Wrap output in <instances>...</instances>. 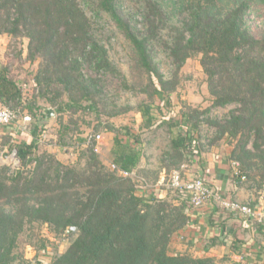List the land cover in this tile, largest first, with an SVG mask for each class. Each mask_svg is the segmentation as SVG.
Listing matches in <instances>:
<instances>
[{
	"label": "trees",
	"instance_id": "1",
	"mask_svg": "<svg viewBox=\"0 0 264 264\" xmlns=\"http://www.w3.org/2000/svg\"><path fill=\"white\" fill-rule=\"evenodd\" d=\"M259 4L264 0H0V34L26 40V60L38 61L36 72L29 74L34 90L53 96L59 145L70 144L79 127L75 115L80 110L100 117L101 106L107 109L110 78H118L126 87L129 83L102 38L97 17L111 20L124 35L133 65L147 76L145 91L152 98L138 108L143 115L138 129L109 123L105 128L115 132L117 156L112 164L135 171L142 181L108 167L93 146H87L82 166L39 149L50 108L37 114L22 94L26 78L19 83L6 65H0V99L37 114L27 133L16 135L10 131L13 123L0 124V139L11 142L8 152L17 149L22 162L15 170L0 165V264L17 258L15 246L27 225L42 224L64 234L68 247L45 261L40 259V264H214L210 256L171 254V236L188 220L189 199L183 189L172 187L169 192L186 196V201L176 203L169 197L142 193L140 185L155 183L157 176L151 178L140 170L144 150L140 133L162 124L153 113L154 104L159 110L180 104L172 99L179 70L188 59L199 57L208 77L211 107H236L213 116L211 107L183 106L179 120H162L179 130L173 132L161 163L180 168L195 156L204 144L192 132L205 122L215 131L210 144L227 136L234 146L231 158L239 163L245 180L262 188L264 35L255 34L246 19ZM160 50L175 66L171 77L160 68ZM89 66L93 73L88 72ZM129 110L104 113L114 117Z\"/></svg>",
	"mask_w": 264,
	"mask_h": 264
},
{
	"label": "rangeland",
	"instance_id": "2",
	"mask_svg": "<svg viewBox=\"0 0 264 264\" xmlns=\"http://www.w3.org/2000/svg\"><path fill=\"white\" fill-rule=\"evenodd\" d=\"M246 19L248 25L255 34L258 36L264 35V4L255 6L246 16ZM95 20L98 22V26L102 30V38L109 46L113 59L118 68L127 76L129 83L126 87L120 82V80H118V78H110L108 81L109 99L107 102V109L105 110L101 106L100 109L103 113L100 112V117L96 112L80 110V112L75 115V118L78 120V130L74 132L70 144L66 147L59 145L57 142V129L60 125L56 119L57 114L54 108L56 106L52 105L50 102V98L53 96L49 95L45 97L38 89L34 90L35 84L29 74L36 72L38 61L31 64L26 60V40L23 38L15 39L10 38L9 36H4L5 47H2V49H4L3 53L6 54L5 65L8 67V74L13 78H16L19 83H21L20 79L23 78H26L28 81L26 85L21 84L23 89L22 94L28 103L34 105V111L37 114H40L46 112L47 108H50V110L53 109L55 112L54 116L49 118L50 120L42 133V135H46V137L43 141L39 140L38 142V145L40 146L39 149L53 152L57 157H60V159H63L68 164L82 166L85 165L86 162L84 152L86 151L87 146H93L108 167H111L112 162H114L115 157L117 156L113 150L115 146V132L105 128H107L109 123L115 128H124L127 126L138 129L143 120V115L138 108L141 106V103L151 102L152 98L145 91V88L149 84L147 76L136 65H133V52L131 51V47L124 35L119 33L116 25L111 20L99 17ZM2 35L4 34L2 33ZM21 49H23V53L19 55ZM157 57L160 61V68L163 73L169 77L174 75L175 66L170 63L166 52L160 50V52L157 53ZM87 70L88 72L93 73L90 66L87 67ZM207 78V74L203 70L199 57H192L183 64L178 73V90L173 93L175 101L178 100L180 104L175 106V109L172 112L175 115L174 117L169 116L170 119L176 121L175 116L181 113L183 106H189L201 110L212 106L213 99L210 94ZM64 98L66 99L67 97L64 96ZM3 106L10 105H7V103L0 99V107ZM11 107L18 111L19 122L16 123L17 126H20L25 114H30L32 116V122L36 120L35 118L37 117V114L31 113L28 109H23L20 106L15 107L14 105ZM125 107H130L131 110L114 117H109L104 113L105 111L119 112ZM152 107L153 113L157 115L156 117L158 118H161V116H159L160 114H169L171 111L170 105L164 106L163 110H159L158 105L156 104ZM234 107H236L235 104H231L227 107H211L210 111L213 116H223ZM100 121H102V124H99ZM158 122L162 124L156 128L141 130L140 133L141 145H143L144 149L142 151V157L144 156L146 159H150L156 164L161 157L164 156L165 151L169 149L173 132L179 130L176 126L172 127L174 129L169 128V126L166 125V122ZM17 128L18 127L13 125L10 128V131L16 134ZM18 131L27 133V131ZM99 132L103 134L101 142H87V137L89 135ZM192 134L195 138L198 137L200 144H204L205 147L211 145L210 143L215 138L214 128L207 125L205 122H202L199 129L193 131ZM4 141V138L0 139V146H2L0 149V165H8L11 170H15L14 160L11 158L10 152H8V144L10 141L8 143H4ZM217 142L219 143L220 141ZM96 147L98 150H96ZM2 153L3 156H1ZM169 175L170 173H168L166 177ZM44 242L47 244L45 248L42 247ZM67 247V237L61 233H53L47 224L27 225L18 237L15 246V255L17 258H15L11 264H40V259L45 261V259H49L50 256L65 251ZM177 247L175 244L170 245L171 254L182 252ZM45 253L47 254L45 255ZM213 259L214 264H223L220 261L218 262L217 258L213 257Z\"/></svg>",
	"mask_w": 264,
	"mask_h": 264
},
{
	"label": "crops",
	"instance_id": "3",
	"mask_svg": "<svg viewBox=\"0 0 264 264\" xmlns=\"http://www.w3.org/2000/svg\"><path fill=\"white\" fill-rule=\"evenodd\" d=\"M4 36L8 35L0 34V65L6 64V54L2 49L5 47ZM172 99L175 100L173 95ZM175 106L177 105H170L169 114H160L158 121L170 118L169 116L174 117L172 112ZM180 116L179 113L175 117L179 120ZM233 147L226 136L218 144L202 147L188 162L181 164L180 168L186 178L203 176L215 191V195L201 207H193L188 203V220L173 235L171 245H178L180 251L197 257L217 258L223 264H264V217L230 211L221 202L222 199L235 200L254 207L264 215V185L256 189L245 179L238 181L234 177L231 158ZM139 167L151 178L157 176L155 183H147L146 187L141 188L145 197L157 195L160 198L169 197L176 203L186 201L184 195L173 196L169 192V185L164 183L166 175L174 167L163 166L161 160L157 164L153 163L144 156Z\"/></svg>",
	"mask_w": 264,
	"mask_h": 264
},
{
	"label": "built area",
	"instance_id": "4",
	"mask_svg": "<svg viewBox=\"0 0 264 264\" xmlns=\"http://www.w3.org/2000/svg\"><path fill=\"white\" fill-rule=\"evenodd\" d=\"M32 120L33 118L30 114H25L23 116V121L20 123V126H17L16 123L19 122L18 121V111L13 109L11 106L0 107V124L9 125L13 123V125L18 127L16 131V135L19 133L18 130L29 132V125L31 124ZM45 137L46 135H43V138ZM102 139H103L102 133L100 132L92 133L91 135L87 137V142L88 143H95V142L99 143L102 141ZM96 150H98L97 147H96ZM10 154H11V158L14 160V169L20 167L22 162H21L20 157L17 154V149H14ZM1 156H3V153L1 154ZM111 166L113 169H117L118 173L122 176L139 178L142 181L144 180L142 179V177H138L135 171L121 169L115 163H113ZM233 167H234L233 174L236 176H240L242 179H245V176L240 170L239 163L237 161H233ZM169 173L170 175L165 178L164 183H166L167 185H169V187H172V188L183 189L187 193L189 203L193 207H201L204 204H206L212 197H214L215 191L210 186V184L206 182L203 176L194 175L191 178L190 177L186 178L183 175L182 168H175L169 171ZM140 187L144 188L146 187V184L142 183ZM221 202H222V205L225 208L229 209L230 211H233L236 213L247 214L249 216H258L260 218L264 217V215H262L263 213L258 212L257 209H255L254 207L248 204H242L238 201L228 200V199H222ZM71 229H75V228L72 227Z\"/></svg>",
	"mask_w": 264,
	"mask_h": 264
},
{
	"label": "water",
	"instance_id": "5",
	"mask_svg": "<svg viewBox=\"0 0 264 264\" xmlns=\"http://www.w3.org/2000/svg\"><path fill=\"white\" fill-rule=\"evenodd\" d=\"M53 115H54V110L51 109V110H50V113H49V117H52Z\"/></svg>",
	"mask_w": 264,
	"mask_h": 264
}]
</instances>
